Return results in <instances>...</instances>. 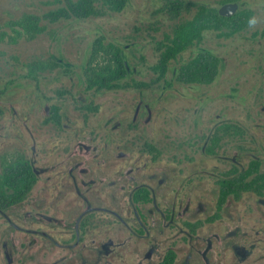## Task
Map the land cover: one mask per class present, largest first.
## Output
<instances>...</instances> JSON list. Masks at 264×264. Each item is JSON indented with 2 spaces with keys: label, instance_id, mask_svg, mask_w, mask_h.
<instances>
[{
  "label": "rangeland",
  "instance_id": "374dc122",
  "mask_svg": "<svg viewBox=\"0 0 264 264\" xmlns=\"http://www.w3.org/2000/svg\"><path fill=\"white\" fill-rule=\"evenodd\" d=\"M63 1L0 0V174L23 158L39 172L24 200L0 211V264H157L169 248L175 264H264V197L247 192L217 207L234 162L259 157L264 170V23L229 38L206 31L184 53L218 56L210 84L176 82L173 64L169 83L151 89L87 92L83 69L99 34L124 47L128 78L155 77L150 34L162 35L164 0L52 23L44 14ZM237 1L264 19V0ZM30 13L44 16L35 37L16 32ZM150 22L159 30L146 33ZM135 26L144 40L129 43ZM52 59L57 69L30 73ZM222 123L241 125L246 140L231 132L211 155L206 139ZM142 185L153 200L136 205Z\"/></svg>",
  "mask_w": 264,
  "mask_h": 264
},
{
  "label": "trees",
  "instance_id": "16d2710c",
  "mask_svg": "<svg viewBox=\"0 0 264 264\" xmlns=\"http://www.w3.org/2000/svg\"><path fill=\"white\" fill-rule=\"evenodd\" d=\"M128 0H65L63 5L44 14L52 23L62 19H100L109 13L121 12ZM234 0H221V3ZM157 12L161 16L158 23L161 25L162 35L155 37L154 49L157 53V61L150 67L155 74L150 81L133 80L135 88L150 89L153 85L166 80L172 63L179 59L187 50L200 46L204 40L205 31H214L219 37H233L245 28L247 19L253 15L250 8H241L233 16H222L218 8L213 4L205 2H191L188 0H164ZM38 15V14H37ZM30 13L18 22L17 33L25 31L35 37L44 30L39 23L42 21L40 15ZM188 15V16H187ZM147 24L148 32L159 30V25ZM154 23V22H153ZM135 34L128 42H136L145 32L142 28L135 26ZM138 27V28H137ZM139 40H144L142 37ZM104 59L101 58L104 55ZM102 61H101V60ZM219 58L209 52H199L180 67L179 78L185 83H210L215 78ZM57 63L50 60L46 66L32 68L31 74L45 69L49 64ZM86 88L89 90H112L122 88L127 80V66L123 55L121 44L107 40L104 35H97L88 53L86 65L83 70ZM124 81V83L122 82ZM223 132L244 134V129H235L236 126L229 124L220 127ZM219 128V130H220ZM215 131L214 139L219 141L220 135ZM220 134V133H219ZM246 134V133H245ZM263 162L258 158H252L245 168L239 166L231 170L235 174L220 181V193L218 197V210L220 211L230 196L241 198L244 193L253 192L264 196V171ZM35 180V174L27 159L18 161V164L10 163L2 174L0 181V198L11 203L23 200L30 184ZM135 203L150 202L151 192L145 187L137 189L133 194ZM177 252L169 248L158 264H175Z\"/></svg>",
  "mask_w": 264,
  "mask_h": 264
},
{
  "label": "flooded vegetation",
  "instance_id": "af4514ba",
  "mask_svg": "<svg viewBox=\"0 0 264 264\" xmlns=\"http://www.w3.org/2000/svg\"><path fill=\"white\" fill-rule=\"evenodd\" d=\"M197 1H199V0H195V1H193V2H197ZM192 2V1H191ZM199 2H201V1H199ZM228 2H238L237 0H234V1H227V2H224V3H228ZM205 3H207V2H205ZM219 3H220V6L221 5H223L224 3H221L220 1H219ZM239 3V2H238ZM207 4H210V3H207ZM214 5V4H213ZM239 5H240V3H239ZM216 6V5H215ZM220 6H216L217 8H218V12H219V7ZM241 9V5H240V8H239V10ZM238 10V11H239ZM237 11V12H238ZM220 14V13H219ZM221 15V14H220ZM235 15V14H234ZM223 16V15H222ZM233 16V15H232ZM227 17H229V16H227ZM206 32V31H205ZM204 32V33H205ZM214 32V31H213ZM241 32V31H240ZM102 35V34H101ZM227 38V37H226ZM203 42H204V40H203ZM203 42H202V44H203ZM129 43H132V42H129ZM201 44V45H202ZM200 45V46H201ZM122 46V45H121ZM200 46H197V48H199ZM123 47V46H122ZM193 48H195V47H193ZM191 50V49H190ZM188 51V50H187ZM201 51H203V52H209V51H205V50H201ZM201 51H199V52H201ZM186 52V51H185ZM184 52V53H185ZM198 52V53H199ZM184 53H183V55L182 56H180L179 57V59L178 60H176V61H174L173 63H172V65L173 64H177L178 65V67H179V74H180V67H181V65L182 64H184V63H186L190 58H192V57H194L195 55H197L198 53H196L195 55H193V56H190L187 60H185L184 61V59H183V57H184ZM210 53V52H209ZM212 54V53H211ZM123 55H124V59H125V63H126V66H127V71H128V73H127V77L124 79V80H127L128 82L127 83H124V81H122L123 83H124V86L122 87V88H118V89H112V90H120V89H127V88H134L133 87V84H132V82H133V80H135L134 78H128V76H129V63H128V61H127V59H126V57H125V53H124V47H123ZM214 55V54H213ZM216 56V55H215ZM218 57V56H217ZM53 60V59H52ZM220 60V59H219ZM53 61H55V60H53ZM87 61V60H86ZM57 64L56 65H53V63H51V64H49V66H47V68H51V69H57V67L58 66H60L61 64H59L57 61H55ZM86 65V64H85ZM171 65V66H172ZM171 66H170V68H171ZM219 66H220V62H219ZM56 67V68H55ZM84 70V69H83ZM170 71V70H169ZM169 73V72H168ZM218 73H219V67H218V71H217V74H216V76L218 75ZM35 74H38V73H35ZM35 74H32V75H35ZM179 74H178V76H177V79H176V82H178V83H180V84H210V83H212L214 80H215V78H216V76H215V78L213 79V81L212 82H210V83H185V82H183L180 78H179ZM168 75V74H167ZM83 76H84V73H83ZM166 80H167V76H166ZM168 81V80H167ZM84 82H85V77H84ZM163 82H165V81H163ZM166 83H169V81L168 82H166ZM151 89V88H150ZM85 90L87 91V92H90V91H93V92H98V91H102V90H96V89H93V90H89V89H87L86 88V82H85ZM112 90H110V91H112ZM51 108L53 109V114L57 117V115H58V111H59V107L58 106H51ZM229 124H232V125H234V126H236V128L235 129H239L240 127L242 128V126L241 125H239V124H235V123H222V124H219L214 130H213V133L210 135V136H208L207 137V139H206V146H204L205 148H206V151L207 152H209V153H211V155L212 154H218V152H217V150H219V149H225V147H223V143L225 142V141H229V132L227 133V132H223V128L221 129L220 127L221 126H224V125H229ZM219 128H220V130H219ZM244 129V128H243ZM215 131H221V132H218V135H220V139H219V141H216L215 139H214V133H215ZM220 133V134H219ZM243 135H246L245 134V130H244V134H242L241 136H242V138L241 139H244V140H246V137L244 138L243 137ZM233 143V140L228 144V149H234L235 147H236V145H238V144H232ZM149 147H150V150H152L154 147L151 145V144H147ZM240 145V144H239ZM226 146V145H225ZM144 151H146V150H144ZM252 158H258V159H260L261 160V158H259V157H250L249 158V160H248V162L252 159ZM24 160L26 159V158H23ZM22 159V160H23ZM29 162H30V165L32 166V168H33V171H34V174H35V180L30 184V187H29V189L27 190V192H26V194H25V196H24V198L26 197V195H27V193L37 184V182L39 181V172H38V169L37 168H35V166H34V164L32 163V161H31V159H27ZM19 161H21V160H19ZM262 161V160H261ZM248 162L244 165H241L239 162H234L233 164H232V166H231V168H230V170H229V172H228V174H227V176H225L224 178H222L221 180H224V179H226V178H228L229 176H231V175H233V174H235L234 172H232L231 170L233 169V167H235V166H239V167H241V168H245L247 165H248ZM14 164H18V162H13ZM9 165V164H8ZM262 168H263V165H262ZM261 168V169H262ZM6 170V169H5ZM5 170H3V172L0 174V181H1V177H2V174L5 172ZM262 171H264L263 169H262ZM221 180H219V184H220V181ZM221 185V184H220ZM141 187H145V188H147V189H149L148 187H146V186H144V185H142V186H139L138 188H136L135 190H134V192L137 190V189H139V188H141ZM149 191L151 192V190L149 189ZM134 192H133V194H134ZM219 193H220V191H219ZM253 193V192H252ZM255 194V193H254ZM256 195V194H255ZM256 196H259V195H256ZM151 197H152V192H151ZM261 197H264V196H261ZM24 198H23V200H24ZM153 198V197H152ZM132 199H133V195H132ZM23 200H20V201H17V202H14V203H11L10 201H4V200H2L1 198H0V211H4V210H6V208L7 207H10V206H12V205H14V204H18V203H20V202H22ZM153 200V199H152ZM151 200V201H152ZM150 201V202H151ZM133 202H134V200H133ZM135 203V202H134ZM146 203V202H145ZM147 203H149V202H147ZM136 205H141V204H144V202H142L141 201V203H135ZM88 211H89V209H88ZM80 220H78V228L80 227V221H81V218H79ZM200 222V221H199ZM199 222H197V223H190V225H197ZM202 223V222H201ZM189 224V223H188ZM83 225V224H82ZM177 257H178V254H177ZM177 261V260H176ZM159 263V262H158ZM157 263V264H158ZM176 263V262H175Z\"/></svg>",
  "mask_w": 264,
  "mask_h": 264
},
{
  "label": "water",
  "instance_id": "95a60500",
  "mask_svg": "<svg viewBox=\"0 0 264 264\" xmlns=\"http://www.w3.org/2000/svg\"><path fill=\"white\" fill-rule=\"evenodd\" d=\"M240 5L238 2L224 3L219 7V13L223 16H232L237 13Z\"/></svg>",
  "mask_w": 264,
  "mask_h": 264
},
{
  "label": "clouds",
  "instance_id": "9594fccd",
  "mask_svg": "<svg viewBox=\"0 0 264 264\" xmlns=\"http://www.w3.org/2000/svg\"><path fill=\"white\" fill-rule=\"evenodd\" d=\"M261 23H264V19L260 16L252 15L247 19V29L249 31H254Z\"/></svg>",
  "mask_w": 264,
  "mask_h": 264
}]
</instances>
